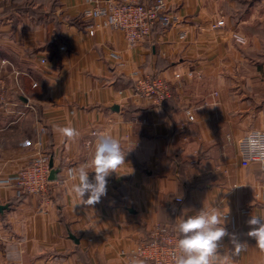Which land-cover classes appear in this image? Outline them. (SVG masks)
<instances>
[{
	"label": "crops",
	"instance_id": "obj_1",
	"mask_svg": "<svg viewBox=\"0 0 264 264\" xmlns=\"http://www.w3.org/2000/svg\"><path fill=\"white\" fill-rule=\"evenodd\" d=\"M165 1L180 21L129 48L120 31L87 33L90 0H0V205L8 206L0 264H118L120 250L148 241L156 224L175 230L179 218L212 205L230 209L227 231L247 244L230 264H264L247 235L251 215L264 217V162L245 161L238 148L264 130V0H235L233 21L220 12L225 0ZM223 18L226 26L214 28ZM111 52L127 65L117 67ZM135 70L166 79L171 97L161 105L137 99ZM42 128L58 170L46 200L2 183L38 151ZM99 134L132 150L108 178L107 195L77 205L78 180L68 171L90 164ZM223 240L220 252L229 254Z\"/></svg>",
	"mask_w": 264,
	"mask_h": 264
},
{
	"label": "built area",
	"instance_id": "obj_2",
	"mask_svg": "<svg viewBox=\"0 0 264 264\" xmlns=\"http://www.w3.org/2000/svg\"><path fill=\"white\" fill-rule=\"evenodd\" d=\"M86 22L85 28L90 36H95L99 31L113 29L124 35L129 48H136L147 40L152 32L158 28H168L180 21V18L168 10L165 0H157L153 5H145L142 0L98 1L90 0V4L83 11ZM224 21H218L214 28H222ZM185 36L186 33L182 32ZM239 43H245V38L235 34ZM110 59L119 68H124L127 63L118 52H111ZM44 62V60H43ZM193 73H189L192 75ZM134 81V94L139 100L151 101L156 105L163 104L171 97L170 85L166 79L144 75L139 70L131 72ZM180 78V74H176ZM182 86V84H181ZM190 121H195L194 115L188 111ZM45 128L38 131V151L29 158L15 176L2 181L4 184L16 185L22 192L46 200L49 192L50 175L52 172L51 157L43 150V136ZM96 135V133H93ZM239 152L245 161L264 162V130L253 131L244 136L238 143ZM90 146V142L87 143ZM72 169L68 172L70 173ZM70 176V175H69ZM70 178H72L70 176ZM264 199V191L262 193ZM45 213V209H41ZM242 214H250V210H242ZM228 217V215H227ZM176 230L163 224L153 227L148 241L138 242L131 248L120 250L118 264H174L176 249ZM219 250L224 249L222 239Z\"/></svg>",
	"mask_w": 264,
	"mask_h": 264
},
{
	"label": "clouds",
	"instance_id": "obj_3",
	"mask_svg": "<svg viewBox=\"0 0 264 264\" xmlns=\"http://www.w3.org/2000/svg\"><path fill=\"white\" fill-rule=\"evenodd\" d=\"M58 131L68 138L78 136L77 130L72 127H61ZM129 151H123L120 142L110 135L97 136L90 164L82 165L69 173L78 180L72 186V191L78 198L77 205L92 206L107 195L108 178L112 173L118 174ZM90 172L95 174L92 179H89ZM229 212L228 207L221 209L212 205L204 206L194 215L179 218L175 225L178 254L173 257L174 264H230L231 257L238 256L247 244L241 243L235 233L227 231L225 224ZM247 224L250 226L248 237L254 238L256 245L264 250V217L251 215ZM226 236L233 247L227 251L229 254H222L219 250L220 242Z\"/></svg>",
	"mask_w": 264,
	"mask_h": 264
},
{
	"label": "rangeland",
	"instance_id": "obj_4",
	"mask_svg": "<svg viewBox=\"0 0 264 264\" xmlns=\"http://www.w3.org/2000/svg\"><path fill=\"white\" fill-rule=\"evenodd\" d=\"M235 0H225L223 3H222V6H221V14L228 20L230 19V21H233L234 19V8H235ZM220 9V8H219ZM220 21V20H219ZM221 21H224V26H226V21L225 19L223 18ZM218 22V21H217ZM223 26V27H224ZM235 35V34H234ZM233 35L234 39H235V36ZM237 35H240L239 33H237ZM242 36V35H240ZM243 37V36H242ZM245 38V37H244ZM236 40V39H235ZM246 40V38H245ZM237 41V40H236ZM238 42V41H237ZM246 43V41H245ZM245 43H241V44H245ZM22 137V136H21ZM28 139L24 137V139L22 140V143H26ZM25 141V142H24Z\"/></svg>",
	"mask_w": 264,
	"mask_h": 264
},
{
	"label": "water",
	"instance_id": "obj_5",
	"mask_svg": "<svg viewBox=\"0 0 264 264\" xmlns=\"http://www.w3.org/2000/svg\"><path fill=\"white\" fill-rule=\"evenodd\" d=\"M115 109H118V106H116ZM57 179H58V170L57 169H54L51 172L50 180L51 181H54V180H57ZM7 208H8L7 205H0V212H3Z\"/></svg>",
	"mask_w": 264,
	"mask_h": 264
}]
</instances>
